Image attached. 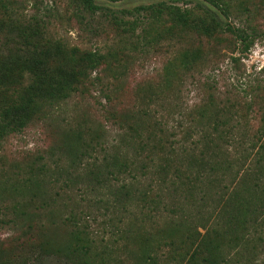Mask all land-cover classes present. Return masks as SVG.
I'll list each match as a JSON object with an SVG mask.
<instances>
[{"label": "rangeland", "instance_id": "rangeland-1", "mask_svg": "<svg viewBox=\"0 0 264 264\" xmlns=\"http://www.w3.org/2000/svg\"><path fill=\"white\" fill-rule=\"evenodd\" d=\"M95 1L113 10L159 2L186 8L206 4L204 0ZM225 1L232 14L228 22L235 27L246 24L254 29L253 44L246 52L241 51V46L229 35L208 39L195 33H182L179 39H166L142 48L135 37L114 29L101 13L90 16L81 11L76 0H44L42 3L0 0V79L5 87L19 80L20 70L29 65L26 56L35 60V45L41 50L46 39L61 40L81 51H99L106 57L105 63L91 74V79L98 78L97 82L78 86L71 98L45 108L23 131L0 143V264H73L59 251L72 240L73 226L64 218L68 209L76 204L71 205L67 195L92 212V219L83 222L88 228L80 229L87 234L91 246L89 255L96 254L94 264H149L146 255L163 260L171 250L170 239H165L171 219L179 220L178 224L185 223V229L190 225L187 222L193 224L201 235L205 229H218L232 222L235 206L248 196L237 188L241 174L249 170L261 174L259 192L264 191V159L256 165L258 155L264 158V148L261 149L264 137L252 138L258 130L264 131V0ZM2 4H6L8 11L1 8ZM32 16L46 22L43 34L30 33ZM161 22L152 27L148 40L152 41L169 27L164 20L163 26ZM183 57L195 60L194 68L180 69ZM62 65L68 68L66 61L49 56L40 72L47 79L54 73L52 69ZM250 87L259 91L245 97ZM247 100L253 102L252 112L245 107ZM227 111L236 113L237 120L230 121L229 127L220 126L217 122L225 121ZM185 123L199 127L189 142L200 140V130L214 134L211 128L215 125L224 131L235 128L233 134L227 136L228 144L217 143L233 165L230 171L236 174L227 192L209 191L202 206L205 193L196 192L195 198L190 197L189 190L181 185L163 199L171 202V209L177 208L181 213L173 215L159 210L148 220L127 217L120 208L118 215L104 216L103 204L87 199L81 202L78 187L87 178L83 170L86 160L92 163L98 158L104 169L106 158L126 142H131L132 147L142 139L150 143L160 140L167 156L175 159V166L182 158L181 153H177L178 141L183 136L179 125ZM242 131L245 137L240 136ZM90 138L103 149L95 147L87 159L83 156V144ZM194 146L197 155L202 145ZM175 149L177 152H170ZM215 152L208 150L206 159H219L221 155ZM140 180L146 186L145 178ZM154 189V193L159 192L158 187ZM235 190L239 191L237 200L232 196ZM86 198L93 200L96 196ZM80 210L77 208L75 213ZM262 213L258 222L264 219V208ZM116 216L121 220H116ZM111 217H114L112 224L108 221ZM256 228L254 235L263 239L259 246L263 258L264 224ZM112 231L116 233L111 234ZM104 246L109 256L100 258L98 251ZM186 258L178 264H185Z\"/></svg>", "mask_w": 264, "mask_h": 264}, {"label": "trees", "instance_id": "trees-1", "mask_svg": "<svg viewBox=\"0 0 264 264\" xmlns=\"http://www.w3.org/2000/svg\"><path fill=\"white\" fill-rule=\"evenodd\" d=\"M37 1L42 3L44 0ZM76 1L81 5V11L88 12L90 16L101 13L111 22L114 29L128 37H135L142 48L150 47L166 39L167 41L179 39L182 33H195L208 39L229 35L241 46L243 52L248 51L253 44L254 29L245 26L246 24L245 27H235L228 22L232 14L230 5L225 0H204L206 4L197 3L190 8L179 7L175 3L159 2L121 10H113L98 4L95 0ZM1 8L8 11L6 4H2ZM80 17L84 19L82 15ZM163 20L169 27L152 38V41L148 40V36H151L153 31L152 27L161 21L163 26ZM30 22L32 26L30 33L39 35L45 32L46 22L39 16H32ZM248 29H251L250 33ZM34 51L35 60L30 55L26 56L25 60L29 65L20 70L22 73L19 80H14L11 87H5L0 79V143L9 136L23 131L28 124L39 118L45 108L59 105L71 98L78 86L82 87L87 82L89 84H92V81L97 82L98 78L91 79V74L105 63L106 58L99 51H81L77 47L67 46L58 39H46L41 50L38 51L35 45ZM49 56H56L62 62L66 61L68 68L66 69V66L63 68L62 65L52 69L54 73L44 79L40 68ZM194 61L183 57L179 64L180 69L188 71L194 68ZM248 89L250 92L244 93L245 97L259 91L258 88ZM252 103L251 100L245 101V107L249 112H252ZM231 113L227 111L223 118L225 121H219L217 124L228 126L230 121L237 120L235 118L237 114ZM199 116L203 114L199 113ZM179 127L183 135L178 141L179 152L176 149L170 150L172 153H181L179 165L174 166L175 159L172 160L167 156L160 140L159 143H150L143 139L136 146L130 147L131 142L121 145L119 150L106 158L104 169H101L98 158H94L92 163L86 160L83 170L87 178L83 179L81 187H78L79 195L82 197L81 202L87 199L103 204L104 216L118 215L117 209L120 208L127 217L148 220L159 210L173 215L181 213L177 208L171 209L173 207L171 202L163 201L169 197L170 192L179 190L181 185L189 190L190 197L195 198L196 192L205 193L201 202L202 206L206 203L204 198L209 191L222 189V194L225 190L227 192L236 174L230 171L233 165L228 162L226 153L217 143L219 141L228 144L230 141H227V136L233 134L232 130L235 128H227L224 131L215 125L211 128L214 134L202 133L200 130V140L189 142L193 134L196 135L195 129L198 131V125L192 126L185 123L180 124ZM171 134L174 137L175 132ZM255 135L252 137L253 140H258L259 137L261 139L264 137V131L258 130ZM240 136L245 137L246 134L242 131ZM262 142L264 143V138ZM199 143L202 149L195 155L194 151H197V148L194 145ZM254 145H251V148H254ZM83 147V156L87 159L91 157L90 154L94 152L95 147L103 149L94 138H90ZM263 148L264 146L261 147ZM208 150L213 153L216 151L221 157L207 160ZM258 156L256 165L264 159L262 155ZM260 176L261 174L249 170L237 179V188L245 191L248 196L237 203L232 222H228L225 226H220L218 229H205V233L201 235L193 224L187 222L190 225L185 229L183 227L185 223L178 224L179 220L171 219V222L167 224L170 230L165 234V239H170L171 250L165 254L163 260L146 255L151 262L149 264H170L171 262L178 264L184 257H187L185 264H264L263 254L259 250L263 239L254 235L256 227L264 224V219L261 222L257 221L263 216L264 208V191L259 192ZM143 178H145L146 186L141 183L140 179ZM84 183H86L85 188H82ZM154 187H158V193H154ZM89 195H94L96 198L93 200L86 198ZM232 196H234L233 200L240 198L239 191L235 190ZM66 199L69 203L71 202V205L76 204V207L72 208H69L70 204L69 207L64 206L69 208L64 221L73 226L72 240L69 246L59 251L69 260L71 259L73 264H94L96 254L94 257L89 255L91 246L87 234L80 229V227L88 228L83 222L92 219V212L88 207L84 208L83 204L76 202L73 196L67 195ZM227 203L230 201L228 200ZM77 208L81 210L75 213ZM113 219L114 217L109 218V223L112 224ZM115 219L121 220L118 216ZM114 233L116 232L112 231L111 234ZM176 241H179L181 246H178ZM95 248L98 249L96 245ZM102 255L109 256L107 246L98 251L100 258Z\"/></svg>", "mask_w": 264, "mask_h": 264}]
</instances>
